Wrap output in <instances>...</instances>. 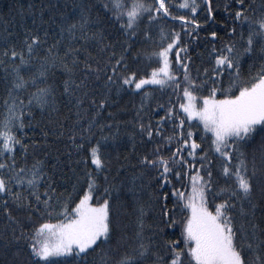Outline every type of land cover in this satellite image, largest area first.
I'll use <instances>...</instances> for the list:
<instances>
[{
	"label": "trees",
	"instance_id": "trees-1",
	"mask_svg": "<svg viewBox=\"0 0 264 264\" xmlns=\"http://www.w3.org/2000/svg\"><path fill=\"white\" fill-rule=\"evenodd\" d=\"M105 0H0V52H3L9 44L17 50L22 47V39L27 30L33 33H46L44 46L39 50V55H46L44 49L51 46L55 56L48 57L50 66L46 65V82L50 86L48 103L43 107L33 104L28 112L22 116L23 129L14 128L15 134L21 140L20 145L13 147V155L9 157L6 152H0V162L7 167L0 169V176L5 179L6 184H11L13 194L19 192V200L7 195V191L0 193V264H30L29 252L26 241L27 231L34 224L42 222L43 218L60 219L58 215L62 206L67 205L68 210L79 199L83 187L87 186V166L90 165L88 149L99 140L100 154L106 161L102 172L96 173L92 166L93 175L97 179L95 195L104 191L105 184L111 190L109 215L111 221V232L106 243H98L87 254L79 257L75 253L68 256L54 257L56 264H116L123 255L133 257L131 264H153L155 257L153 253L162 256L164 249L163 241L156 227L160 218L161 202L159 200L158 185L159 178L155 175V168L142 166L138 162L139 154L155 151L157 144H161L160 154L171 157L169 143L163 140L164 136L172 134V126L167 119L161 122V136H153L152 139L142 136L136 127V121L145 124L151 122L155 133L156 121L159 116L165 114V109L170 104H176L177 91L175 84L171 86L147 85L142 90L129 89L120 82V74L125 69L118 70V75H113L112 81L104 71L106 62L115 55L123 52L127 63V70H135L137 76L146 75L156 62L149 56L154 50L169 42L171 33L179 32V40L175 47L186 46V51L177 53L174 49L170 51L169 57L172 61L171 67L179 72V91H183V65L177 66L175 61L177 55L181 58L187 56L189 60V73L200 79L198 73L209 69L211 75L212 60L210 56L212 48L215 47L219 54L223 45H234V55H238L239 78L245 80L264 67V40L259 36L253 37V44L248 51H244L247 44L248 24L241 23L235 19V0H210L213 16L209 19L207 7L203 0H195L198 11L192 13L190 9H179V0H171L170 11L174 16L186 15L198 21V25H187L190 32L186 31L182 22L175 21L172 16L148 20L146 13L138 22L135 34L123 32L118 21L103 10ZM151 4L152 0H144ZM247 5L246 13L253 20L264 15V0H243ZM85 8L88 14L86 29L77 26L74 33L68 32L67 25L73 20L83 19L79 16L80 7ZM234 29L229 33L228 28ZM163 30L164 36L161 35ZM87 31L102 37L99 41L92 37L81 39L82 34ZM148 35L145 37L144 32ZM216 32L215 38L208 35ZM165 36L167 38H165ZM194 37V38H193ZM100 44L104 47L101 48ZM127 48H124V45ZM79 46V47H77ZM75 49L74 61L72 54L64 55L67 48ZM111 54V55H110ZM135 54V55H134ZM83 61V65L79 63ZM16 63L19 58H16ZM9 59L0 55V117L5 112V96L7 87L11 83L10 68L7 65ZM39 60L32 62L21 74L28 76L36 71ZM64 64H68L72 71L66 72ZM91 64L100 69L99 72H91L86 65ZM233 71H237L234 67ZM70 80L69 93L64 92V80ZM38 79H44L38 77ZM227 68L223 74V88L230 82ZM212 86L209 80L207 86L200 91L208 94V87ZM148 92L147 99H143L142 91ZM31 89L23 91L22 95H16L17 100L27 101ZM105 100L103 107L99 101ZM79 100V103H77ZM163 105V108H158ZM190 123L194 130V138L201 143V148L196 152L194 158H188V163L201 165L200 152L208 148L210 166L207 171H202L204 178L208 172L212 173L211 193L208 195L210 202L214 203L213 197L219 187L225 184L221 174L222 162L217 154L211 149V137L202 140V129L199 121L195 119ZM87 129V131H85ZM186 131V129H185ZM107 136L100 140L102 136ZM231 142V141H230ZM175 141L171 147H175ZM240 151L244 153V159L251 175L253 164L256 167V176L253 179V193L251 202L245 201L244 214L239 211V205L231 209L233 222L237 226V245L244 239H250L253 233L251 225H256L257 240L264 235V197L260 195V188L264 178L260 176V170L264 167V128L257 125L249 138L240 145ZM187 157V151H184ZM151 158V157H149ZM233 155V168L235 159ZM35 161H40L37 175L40 176L34 186L27 183L30 179V169ZM182 163V162H181ZM14 169H19L17 172ZM173 171L169 179L173 184L183 190L186 183L190 185L192 167L188 171V181L184 179L183 169ZM176 170L181 171L179 180L176 178ZM107 176V180H105ZM9 177L20 180L19 185ZM39 195L37 201L33 191ZM168 193V207L170 215L173 213V199L171 188L163 186ZM47 192V196L45 193ZM93 196V201L95 200ZM223 199V196L219 197ZM47 200V206L44 201ZM27 201V202H26ZM255 205L253 207L252 205ZM35 205V207H33ZM7 208V213L4 209ZM39 209V211H37ZM177 223L174 230H166L163 239L177 240L182 244L180 236L184 211L177 208L174 212ZM141 229L143 241L136 237L137 228ZM14 237H20L19 240ZM243 237V239H242ZM143 242L146 245L145 254L141 257L137 254V245ZM245 259L251 261L249 250L245 247Z\"/></svg>",
	"mask_w": 264,
	"mask_h": 264
},
{
	"label": "snow or ice",
	"instance_id": "snow-or-ice-1",
	"mask_svg": "<svg viewBox=\"0 0 264 264\" xmlns=\"http://www.w3.org/2000/svg\"><path fill=\"white\" fill-rule=\"evenodd\" d=\"M207 7V15L209 19L213 16L210 0H203ZM235 19L241 23H247L249 32L247 44L244 51H248L253 44V37L259 36L264 40V15L253 20L246 13L247 5L243 0H235ZM80 7L79 16L83 19L73 20L67 25V31L74 33L79 25L80 28L86 29L88 23V14L84 7ZM171 0H152L151 4L145 3L144 0H105L103 10L112 18L118 21L119 26L125 34L133 33L137 28L138 22L147 13L148 20L154 21L157 18L172 16L175 21L182 22L186 31L191 29L187 25H198V21L186 15L174 16L170 11ZM179 9H190L192 13L198 11L195 0H179L177 5ZM228 32H234L229 27ZM46 33H33L30 29L22 39V47L17 50L12 44L0 52V55L9 59L7 65L10 68L11 83L7 87V95L5 96V112L0 117V152H6L9 157L13 155V147L20 145L21 140L17 138L14 128L23 129L22 116L28 112V108L33 104L43 107L48 103V95L51 91L49 84L46 82V68L50 66L53 57L51 46L44 49L46 55L40 56L39 50L45 44V40L41 37ZM148 32H144L146 37ZM161 35L164 36L163 30ZM210 37L215 38L216 32H209ZM92 37L99 41L102 37L95 33L85 31L81 39ZM165 38H167L165 36ZM194 38V37H193ZM179 40V32L174 30L168 43L160 46L158 50H154L149 54L156 62V66L151 67L146 75H139L135 70H127V63L123 52L115 55L113 59L106 62L104 71L108 77V81H112L113 75H118V70L123 68L125 71L120 74V82L129 89L142 90V86L154 85L164 88L165 86H176V104H170L165 109V114L159 116L156 121V131L153 132L151 122L145 124L137 120L136 127L144 137L152 139L153 136L162 135L160 128L161 122L167 121L172 126V134L164 136L163 140L169 143L171 157L160 154L161 144H157L155 151L149 150L143 154H139L138 162L148 168H155V175L159 178L158 194L161 202L160 218L156 225L158 234L161 237L162 248L164 253L155 257L153 264H264V235L259 240L256 236V225H251L253 233L250 239H244L237 245V226L233 222V213L231 209L239 205V211L244 214L246 209L243 207L245 201L251 202L253 193V179L256 176V167L253 164V171L250 175L248 166L244 159V153L240 151V145L243 144L249 136L254 132L257 125L264 128V67L259 69L255 74L250 75L245 80L239 78V62L238 55H234V45L225 44L219 54L216 53L215 47L209 53L214 57L211 66V75H208L209 69L198 73L200 79L193 77L189 73V60L187 56L181 58L176 57V65H183V91L180 92V77L178 68L174 70L171 67L169 53L174 49ZM79 47V46H77ZM103 48L104 45L100 44ZM127 48V45H124ZM177 53L186 51V46L175 47ZM71 53L75 61V49L69 47L65 53L60 54L61 59L64 55ZM111 55V54H110ZM135 55V54H134ZM19 62L16 63V58ZM39 60L36 71L28 76L22 75V69H26L32 62ZM83 65V61H79ZM89 71L99 72L100 69L91 64L86 65ZM237 71H233V68ZM66 72L72 69L68 64H64ZM227 68L231 79L223 88V74ZM44 78V79H38ZM212 82V86L208 87V94H201L200 91L207 86L208 81ZM70 80H64V92L69 93ZM31 89L28 94L27 101L17 100L16 95L23 93L24 90ZM143 99H147L148 92L142 91ZM79 103V100H77ZM101 107L105 104V100L99 101ZM163 108V105H158ZM29 117L31 112H28ZM195 118L199 121V127L202 129V140H207L208 135L211 137L210 146L215 154L218 155L222 162L221 174L225 180V184L219 187L213 197L214 203L210 202L208 195L211 193L213 185L211 183L212 173L208 172V177L201 175L202 171H207L210 166L208 156V148L200 152V158L203 162L201 165H192L188 163V158H194L196 152L201 148V143L194 138V130L190 123ZM186 129V131H185ZM87 131V129H85ZM105 136L100 137L103 140ZM175 141L176 146L171 147V142ZM231 141V142H230ZM187 151V157L184 151ZM235 159V167L233 168V155ZM151 157V158H149ZM90 159V165L87 166L86 178L87 186L83 187L82 194L79 199L68 210L67 205L60 208L58 215L60 219H52L51 213L49 218H43L42 222L34 224L31 230L27 231L28 239L26 241L29 252L30 264H56L52 258L68 256L75 253L77 257L81 254L86 255V250H91L98 243H106L111 232V221L109 215V204L111 190L107 184L104 191L100 195H95L97 188V179L93 175L92 166L96 173L104 170L106 161L102 158L99 148V140L96 144H92L88 149V156L85 160ZM182 162V163H181ZM264 163V158H262ZM40 161H35L30 171V179L27 183L34 186V182L40 179L37 170ZM175 165L176 169H183L184 179L188 181V171L192 167L190 185L186 183L183 190L173 184L169 179ZM7 167L6 164L0 162V169ZM19 172V169H14ZM181 171L176 170V178L179 180ZM260 176L264 178V167L260 170ZM10 181L15 177H9ZM107 180V176H105ZM19 185L20 180L15 179ZM167 185L171 188V196L173 199V213L170 215L168 207V193L164 191L163 186ZM7 191V195L13 199L19 200V192L13 194L11 184H6L5 179L0 176V193ZM47 196V192L45 193ZM95 200L93 201V196ZM260 195L264 197V183L260 188ZM33 196L37 201L40 200L39 195L33 191ZM223 196V199L219 197ZM27 202V201H26ZM44 205L47 206L48 201L45 200ZM177 203L180 209L184 211L185 216L182 220L180 236L182 244L177 240H164L166 230H174L177 223L174 214ZM255 207V205H252ZM35 207V205H33ZM5 208L4 212L7 213ZM39 211V209H37ZM136 237L143 241L141 229L138 227ZM19 240L20 237H14ZM243 239V237H242ZM245 247L249 250L252 257L251 261L245 259ZM146 251V245L141 242L137 245V254L143 256ZM133 257L131 255H123L117 260L116 264H131Z\"/></svg>",
	"mask_w": 264,
	"mask_h": 264
},
{
	"label": "rangeland",
	"instance_id": "rangeland-1",
	"mask_svg": "<svg viewBox=\"0 0 264 264\" xmlns=\"http://www.w3.org/2000/svg\"><path fill=\"white\" fill-rule=\"evenodd\" d=\"M195 119V118H194Z\"/></svg>",
	"mask_w": 264,
	"mask_h": 264
}]
</instances>
